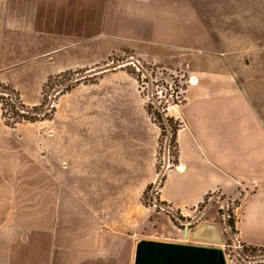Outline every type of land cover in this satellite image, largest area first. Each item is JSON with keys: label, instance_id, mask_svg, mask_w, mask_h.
Segmentation results:
<instances>
[{"label": "crops", "instance_id": "0c3cea01", "mask_svg": "<svg viewBox=\"0 0 264 264\" xmlns=\"http://www.w3.org/2000/svg\"><path fill=\"white\" fill-rule=\"evenodd\" d=\"M179 9L178 0H0L1 82L35 76L42 90L52 77L93 70L125 51L153 65L186 66L196 78L180 108L176 157L183 169H168L155 198L186 222L144 202L156 179L161 129L135 76L104 72L102 92L84 91L104 104L90 122L102 129L96 150L89 153V144L76 138L61 140V152L48 162L43 156L44 174L48 167L59 179L42 186V264H232L215 205L196 214L210 194H240L236 238L264 248V102L236 59L195 51ZM47 120L44 147L57 136L45 130ZM90 123L84 127L91 130ZM51 193L58 194L53 218ZM7 255L0 247V258Z\"/></svg>", "mask_w": 264, "mask_h": 264}, {"label": "rangeland", "instance_id": "374dc122", "mask_svg": "<svg viewBox=\"0 0 264 264\" xmlns=\"http://www.w3.org/2000/svg\"><path fill=\"white\" fill-rule=\"evenodd\" d=\"M178 2L180 13L189 19V32L186 33L189 41H193L191 43H194L195 51L204 52V56L208 58L236 59L241 66L247 68L258 90L259 99L264 102V0H178ZM152 66L153 64L144 62L133 52L125 51L113 55L93 70L78 69L69 71L64 76L52 77L45 82L42 90L41 81L35 76L12 82L14 84L11 86H15L26 104L37 105L45 98L42 110L48 112L51 118L57 109L50 124L45 119L47 120L45 130L51 127L57 131V136L51 137L56 144L52 143L49 146L45 140L44 147V120L22 122L15 127L7 126L2 116L0 102V222L3 220L0 247L4 249V254H8L0 258V264H42V250H38L39 247L42 248L44 240L42 186L57 184L59 179L48 170V167L44 174L43 156L45 155L48 162L61 152L59 146L61 140L76 143V138H82L81 142L89 144L88 147L91 149L89 153L96 150L94 141L103 135L102 129H93L90 122H97L95 113H100L104 104L92 102L91 97L96 93L84 91L102 92L106 81L101 82L99 78L104 72L125 70L135 78L139 74L142 80L139 85L146 97V105L150 102L154 109L165 110L164 118L172 119V123L164 119L166 133L160 135L156 156L157 181L152 183V188L144 199L146 204H154L155 186L161 187L166 172L177 161V149L171 140L172 126L184 124L180 108L186 101L188 85L193 84L196 78L195 75L188 74L186 66L173 69ZM237 71L239 76L246 75L245 71L238 69ZM90 84L93 85L73 90L71 94L59 99L60 95L64 94L60 92L67 86H73L70 89L72 90ZM1 94L3 93L0 92V96ZM170 106L171 111L168 109ZM87 123H90L91 130L84 127ZM45 133L48 136V132ZM74 146L78 151L80 143ZM57 195L47 194V197H52V218ZM240 197V194L236 196L210 194L199 206L196 214L208 203L215 205L213 208L218 213L220 224L224 230L226 227L229 228L226 231V252L232 264H264V251H253L247 245L244 246L228 225V220L235 215L234 208L236 203L240 202ZM155 203L161 210V204ZM167 209L162 211L170 214L177 224L186 222L180 213L170 211L169 207ZM191 225L194 223L191 222Z\"/></svg>", "mask_w": 264, "mask_h": 264}, {"label": "trees", "instance_id": "16d2710c", "mask_svg": "<svg viewBox=\"0 0 264 264\" xmlns=\"http://www.w3.org/2000/svg\"><path fill=\"white\" fill-rule=\"evenodd\" d=\"M153 68H157V67H161L158 65H153ZM69 71L63 72L62 74L58 75V76H64L66 74H68ZM137 80L139 81V83H142V80H140V75L138 74L136 76ZM73 86H67L66 88H64V90H62V92L60 93H65L67 91H69ZM0 92H2L3 94H1L2 96H0V102L2 104V110H3V118L6 122V125L9 127H15L18 123H22V122H36V121H42L45 119H49L51 118V115L48 112H43V107L45 105V98L43 99V101L40 104L37 105H33L30 106L28 104H26L22 97L21 94L11 85L7 84V83H3L0 82ZM146 109L148 111V113L150 114V116L152 117V119L158 124V126L161 129V136L165 135L166 133V127H165V120L166 118H164V113L165 110H161L160 108L154 109V107L152 106V104L150 102H147L146 105ZM166 120H168L170 123H172V119L171 118H167ZM183 126L182 123H180V125L178 126H172V142H174V146L177 149L178 152V142H177V133L178 130ZM160 136V137H161ZM177 163V161H176ZM152 188V184H150L145 193H144V199L147 197V193L150 191V189ZM239 205V202L236 203V206ZM235 222H236V218L235 215H232V218H230L228 220V225H230L232 232H236L235 230ZM246 244H244L245 246ZM251 250L256 251V250H260V251H264V248L260 247H252V246H248Z\"/></svg>", "mask_w": 264, "mask_h": 264}, {"label": "built area", "instance_id": "2783aa9c", "mask_svg": "<svg viewBox=\"0 0 264 264\" xmlns=\"http://www.w3.org/2000/svg\"><path fill=\"white\" fill-rule=\"evenodd\" d=\"M174 166L173 167H176L177 169H183V164H180V163H175V164H173ZM157 181V177H156V179H155V181L154 182H156ZM160 188V187H159ZM157 186H155V191H154V193H155V195H157L158 194V192H159V189ZM156 198V197H155ZM156 205V204H155ZM160 207H161V209H163V210H167V208H168V206H166V205H164V204H161L160 205ZM230 226V225H229ZM231 228V227H230ZM226 229H227V231H228V227H226Z\"/></svg>", "mask_w": 264, "mask_h": 264}]
</instances>
